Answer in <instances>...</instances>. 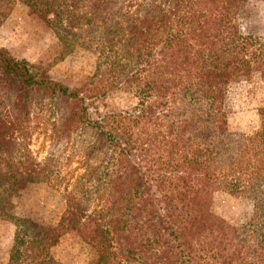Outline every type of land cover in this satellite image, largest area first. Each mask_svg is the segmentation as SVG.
Returning a JSON list of instances; mask_svg holds the SVG:
<instances>
[{
	"label": "trees",
	"instance_id": "obj_1",
	"mask_svg": "<svg viewBox=\"0 0 264 264\" xmlns=\"http://www.w3.org/2000/svg\"><path fill=\"white\" fill-rule=\"evenodd\" d=\"M249 1L23 0L66 52L97 47L103 95L124 91L138 104L95 117L87 97L0 49L13 106L29 113L35 91L76 103L98 163L56 226L15 216L14 198L48 171L22 154L21 114L0 111V218L16 225L8 264H63L52 249L69 234L94 250L89 264H264V97L251 133L231 131L227 111L232 85L256 71L264 83V41L239 23ZM219 191L253 202L248 228L213 213Z\"/></svg>",
	"mask_w": 264,
	"mask_h": 264
},
{
	"label": "rangeland",
	"instance_id": "obj_2",
	"mask_svg": "<svg viewBox=\"0 0 264 264\" xmlns=\"http://www.w3.org/2000/svg\"><path fill=\"white\" fill-rule=\"evenodd\" d=\"M239 23L244 34L264 41V2H247ZM0 49L16 59L26 60L35 72H44L70 91L87 97L86 103L95 117L108 112H126L138 104L132 94L124 91L103 95L104 86L95 77L100 55L97 47L85 45L66 52L52 25L23 0H0ZM0 86H14L1 70ZM93 94L96 98L91 97ZM263 97L260 71L255 72L251 82L229 88L227 111L231 131L251 133L258 128L257 107ZM11 98L0 87V111L11 112L13 107L21 114L17 138L22 154L31 158L29 163L33 166L38 168L39 165L48 171L44 181L30 184L14 198L13 212L17 217L56 226L66 211L68 192L86 181L84 175L88 170L98 167L88 155L95 134L71 115L80 111L76 103L53 101L49 95L35 91L28 99L29 113H23L22 108L18 110L13 106ZM9 119L16 120V115L9 113ZM253 210V202L247 198L222 191L214 194L213 213L233 227L248 228ZM15 232L16 225L12 221L0 218V264L9 262ZM94 254L91 247L72 234L62 238L52 249V255L63 264H89Z\"/></svg>",
	"mask_w": 264,
	"mask_h": 264
}]
</instances>
